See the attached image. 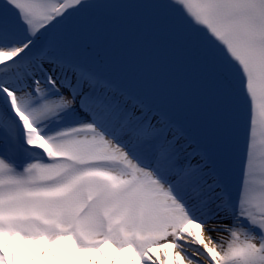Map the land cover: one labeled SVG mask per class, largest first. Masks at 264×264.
I'll list each match as a JSON object with an SVG mask.
<instances>
[{
	"label": "snow or ice",
	"instance_id": "obj_1",
	"mask_svg": "<svg viewBox=\"0 0 264 264\" xmlns=\"http://www.w3.org/2000/svg\"><path fill=\"white\" fill-rule=\"evenodd\" d=\"M0 264H264V0H0Z\"/></svg>",
	"mask_w": 264,
	"mask_h": 264
}]
</instances>
